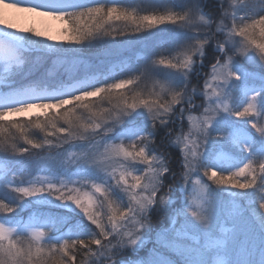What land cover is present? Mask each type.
Segmentation results:
<instances>
[{
  "label": "snow or ice",
  "instance_id": "obj_1",
  "mask_svg": "<svg viewBox=\"0 0 264 264\" xmlns=\"http://www.w3.org/2000/svg\"><path fill=\"white\" fill-rule=\"evenodd\" d=\"M0 264H264V0H0Z\"/></svg>",
  "mask_w": 264,
  "mask_h": 264
},
{
  "label": "rangeland",
  "instance_id": "obj_2",
  "mask_svg": "<svg viewBox=\"0 0 264 264\" xmlns=\"http://www.w3.org/2000/svg\"><path fill=\"white\" fill-rule=\"evenodd\" d=\"M30 2H33V0H30ZM212 11L211 7H206L205 12ZM48 23V29L49 33H54L55 30H59V33L55 34V37H62L64 33L61 31L63 27H66L67 25H62L60 22L48 20L46 21ZM40 26V25H38ZM41 27V26H40ZM165 40V34H160L158 37H155L148 41L145 45V47L142 49L145 52L155 48L156 46L163 44ZM59 42L53 41V43ZM119 48V52L117 53L116 50L113 48L112 45H106V44H100L96 46L89 47L83 52L79 53L78 55L84 59L85 61H91L94 64H98L101 68H103L104 71H115L117 68L120 67L121 64H117L119 60H125L124 64H127L128 56L130 49L127 48L126 45H120L117 46ZM127 48V50H125ZM74 55V54H70ZM144 52H139L137 54V58L142 57ZM127 59V60H126ZM30 60L32 63H39L40 57L39 56H32L30 57ZM16 119V117H13ZM34 132H37L38 130H33Z\"/></svg>",
  "mask_w": 264,
  "mask_h": 264
},
{
  "label": "bare ground",
  "instance_id": "obj_3",
  "mask_svg": "<svg viewBox=\"0 0 264 264\" xmlns=\"http://www.w3.org/2000/svg\"><path fill=\"white\" fill-rule=\"evenodd\" d=\"M41 27H47L48 28V23L45 21L43 25H40ZM59 33V30H55L54 33H49L50 35L54 36L55 34ZM15 119V118H13Z\"/></svg>",
  "mask_w": 264,
  "mask_h": 264
}]
</instances>
